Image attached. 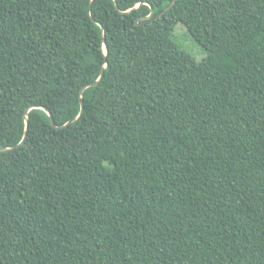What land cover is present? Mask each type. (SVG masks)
Wrapping results in <instances>:
<instances>
[{
	"label": "trees",
	"instance_id": "obj_1",
	"mask_svg": "<svg viewBox=\"0 0 264 264\" xmlns=\"http://www.w3.org/2000/svg\"><path fill=\"white\" fill-rule=\"evenodd\" d=\"M25 129L0 264H264V0H0V148Z\"/></svg>",
	"mask_w": 264,
	"mask_h": 264
},
{
	"label": "rangeland",
	"instance_id": "obj_2",
	"mask_svg": "<svg viewBox=\"0 0 264 264\" xmlns=\"http://www.w3.org/2000/svg\"><path fill=\"white\" fill-rule=\"evenodd\" d=\"M172 39L182 50L192 55L197 62L202 61L207 54L205 50L191 37L187 29L180 23L174 27Z\"/></svg>",
	"mask_w": 264,
	"mask_h": 264
},
{
	"label": "water",
	"instance_id": "obj_3",
	"mask_svg": "<svg viewBox=\"0 0 264 264\" xmlns=\"http://www.w3.org/2000/svg\"><path fill=\"white\" fill-rule=\"evenodd\" d=\"M173 4H174V3H172V5H173ZM172 5L168 6L163 12H161V13L159 14V16H162V15H163L168 9H170V8L172 7ZM137 7H138V6H137ZM152 15H153V9L151 8V13H150V15H149L148 17H151ZM137 22H138V20L136 21V23H137ZM102 77H103V71H101L100 76H99V78H98L96 81H94V82H92V83H89V84L85 85V86L81 89V91H80V95L82 94V92H83L84 89L89 88V87H93V86H97L98 83H99V81L102 79ZM80 105H81V107H80V112H79L78 116H77L75 119H77V118L81 115V113L83 112V101H82V100H80ZM45 111H46L47 114L49 115L51 126H52L53 128H55V129H61L62 127L68 125L69 123H71V122H73V121L75 120V119H72V120L68 121L67 123H65L63 126L58 127V126H55L51 113H50L48 110H46V109H45ZM27 124H28V122L26 121V128H27ZM26 135H27V129H25L24 136H23V138H22V140H21L20 143H18V144L15 145V146H12V147H2V148H0V152H1V151H6V150H12V149H15V148L19 147L20 145H22V144L24 143L25 138H26Z\"/></svg>",
	"mask_w": 264,
	"mask_h": 264
}]
</instances>
